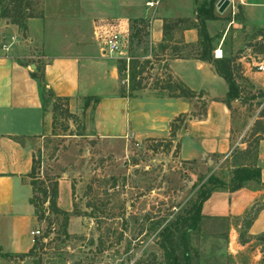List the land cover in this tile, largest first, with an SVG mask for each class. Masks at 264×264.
I'll return each mask as SVG.
<instances>
[{
  "label": "crops",
  "instance_id": "crops-1",
  "mask_svg": "<svg viewBox=\"0 0 264 264\" xmlns=\"http://www.w3.org/2000/svg\"><path fill=\"white\" fill-rule=\"evenodd\" d=\"M194 1L34 0L31 9H24L30 16L22 32L0 16V261L4 264L9 262L1 255L29 250L30 233L37 229L28 174L38 158L34 150L51 129V115L40 98L38 80L31 78V73L41 75L53 98L66 99L68 110L79 99H97L91 107V132L100 143L117 141L125 147L130 141L140 144L161 137L173 139L179 161L205 165L211 164V157H218L216 171L226 184L234 169L258 168L259 184L248 181L233 192L212 191L201 204L200 216L240 219L258 203L261 206L244 235L249 241L260 238L264 244V133H254L258 140L251 163H244L236 156L246 149L238 141L241 116L232 112L237 106L241 110L244 91L264 92V75L249 68L251 57L263 54L248 46L264 44V0H227L221 13L215 7V20L205 21L212 50L219 49L222 58L232 59L238 68L239 95L228 106L224 81L210 64L196 59L199 46ZM175 19L188 22L171 31L161 51L157 46L162 43L163 21ZM101 21H119L126 26L144 21L150 51L156 48L161 58L158 62L167 67L164 71L196 97H122L112 58L99 56L92 38L93 25ZM248 38L250 41L243 45ZM171 47L178 48L180 57L168 58ZM152 56L156 58L152 54L146 58L152 60ZM179 116H184L182 125L170 138V123ZM235 131L238 136L233 138ZM58 176L57 191L67 182L70 197L67 173ZM63 211L69 213L70 206Z\"/></svg>",
  "mask_w": 264,
  "mask_h": 264
},
{
  "label": "rangeland",
  "instance_id": "rangeland-1",
  "mask_svg": "<svg viewBox=\"0 0 264 264\" xmlns=\"http://www.w3.org/2000/svg\"><path fill=\"white\" fill-rule=\"evenodd\" d=\"M207 1L195 0L193 10ZM33 4L34 0H21V10L31 9ZM127 28L126 55L137 57L140 63L150 61L135 79H141L142 87L136 95L166 96L167 92L156 89L166 73L164 64L158 62V50L150 51L144 33L139 32L137 40L134 31L139 25L130 23ZM150 54L156 56L155 61L146 58ZM117 60L112 59L115 65ZM118 83V93L125 94L126 71ZM260 93L244 91L241 110L238 106L232 110L241 116V134L235 131L232 137L238 136L246 148L236 156L247 164L254 153V133H264V97ZM43 103L50 111L51 129L34 150L39 157L35 174L40 180L52 181L54 176L59 179V173H67L70 197L67 182L57 191L59 207L70 206L67 236L60 232V217L45 215L37 221V229L43 235L47 225L52 228L47 238H34L41 248L28 256L1 258L8 264H164L158 247L160 231L194 217L199 194L208 189L209 176L224 179L216 171L218 157H211V164L205 165L179 161L176 141L166 137L140 144L130 141L125 147L117 141L103 144L91 132V99L75 101L71 110L67 101L51 96ZM52 103L60 108L53 119ZM65 108L68 115L62 112ZM240 227L241 218L200 217L188 233L190 264H264V244L260 238L249 241L244 234L239 237Z\"/></svg>",
  "mask_w": 264,
  "mask_h": 264
},
{
  "label": "trees",
  "instance_id": "trees-1",
  "mask_svg": "<svg viewBox=\"0 0 264 264\" xmlns=\"http://www.w3.org/2000/svg\"><path fill=\"white\" fill-rule=\"evenodd\" d=\"M218 0H208L206 3H202L199 7L195 8V21L196 24L194 27L197 30L198 36V46L199 51L196 55V59L206 62L210 64L214 70V73L220 77L227 87L225 104L229 105V102L238 98L239 95V86L236 83L238 68L234 65L233 60L229 58H220L213 59L211 57V39L208 37L205 28V21L207 20H215L216 17L214 15V6ZM0 16L8 19L12 24L16 25L17 28L22 32L24 30V21L27 17L30 16L29 12H25L21 10V0H8L6 3L4 0H0ZM188 21L186 19H175L172 21H163L162 24V43L157 46L158 49L163 51L165 46V41L170 38L171 31L178 26V24H185ZM133 25H139L140 29H135L134 34L137 37V40L140 38L137 36L138 33H144L146 35V27L147 24L144 21H132ZM248 46L252 48V50L256 53L264 54V44L260 42L249 43ZM180 54L178 53L177 47H171L169 59L178 58ZM152 60L155 58L152 56ZM150 64L148 59L143 60L141 63L138 61L137 57L132 56L129 57L127 64L124 61L117 60L116 61V71L118 74V78L122 72L126 71V82H127V90L125 94H121L122 97H135L136 93L142 88L140 87V82L136 81V78H139L141 73H143L144 66ZM164 70L166 71V65L164 64ZM31 78L37 79L40 86V98L43 99L47 97H52V95L45 89L44 84L42 83L41 75H37L34 73L30 74ZM165 79L158 84L156 88L159 91L167 92L166 96H156V97H167V98H184V99H192L196 97V95L189 91L186 87H184L180 82L175 81L171 78V76L166 72L164 74ZM157 82V81H156ZM135 93L132 94V93ZM199 95H197L198 97ZM260 96H264V92L260 93ZM56 100H62L66 102V99L56 98ZM93 104L97 102L96 98H91ZM57 105L52 103V119L54 118V112L57 109ZM60 108H58L59 110ZM66 115L68 112L66 108L64 109ZM192 116V113L189 114ZM184 120V116L177 117L170 123L169 137H173L175 131L180 126H174V123H182ZM259 137V136H258ZM255 139V144H256ZM38 158L34 159L32 162V167L30 173L28 174L29 185L31 186L32 195L30 198V204L34 207L36 212V221H39L43 218V209L44 205L47 210V215H52L54 217H60L61 225L60 232L62 235L67 236L66 233V225L68 221L69 213L61 210L56 205L57 199V176L52 178L53 180H48L45 178L44 180H40L36 177L35 174V162L38 163ZM252 181L257 184L260 183V171L256 167H239L234 169L231 172V177L229 182L226 184L222 180L209 176L206 180V184L208 185V189L206 191H201L199 194V201L194 207V217L188 219V221H184L180 223L179 226H165L159 233V241L158 247L162 254V260L164 264H190V247L188 244V233L191 232L195 226L200 216V207L202 202H204L209 194L217 189H225L228 192H233L238 190L243 186L244 183ZM264 187V184H261ZM260 204L255 203L252 205L248 211L244 213L241 217V232L239 233V237L242 234H245L247 228L250 225L251 220L255 216L257 210L260 208ZM51 232L50 226L47 225L42 238H47L48 234ZM41 241V240H40ZM37 247L41 248L42 244L39 241L33 240V243L29 250L23 254L17 255H1V257H13L19 256L24 257L28 256L37 249Z\"/></svg>",
  "mask_w": 264,
  "mask_h": 264
},
{
  "label": "built area",
  "instance_id": "built-area-1",
  "mask_svg": "<svg viewBox=\"0 0 264 264\" xmlns=\"http://www.w3.org/2000/svg\"><path fill=\"white\" fill-rule=\"evenodd\" d=\"M91 33L99 56L103 58H117L127 64L129 60V57L126 55L128 47V29L125 24H121L119 21H101L93 25ZM211 57L213 59L222 58L221 51L219 49L212 50ZM249 68L256 73L264 75V54L259 57H251ZM43 214L44 216L47 215L45 206ZM51 228L52 227H50V229ZM30 234L32 243L35 237L37 238L42 235L38 229L32 231Z\"/></svg>",
  "mask_w": 264,
  "mask_h": 264
},
{
  "label": "water",
  "instance_id": "water-1",
  "mask_svg": "<svg viewBox=\"0 0 264 264\" xmlns=\"http://www.w3.org/2000/svg\"><path fill=\"white\" fill-rule=\"evenodd\" d=\"M227 4H228V1L227 0H218V2L215 5L216 11L218 13H221L225 9V7L227 6Z\"/></svg>",
  "mask_w": 264,
  "mask_h": 264
}]
</instances>
